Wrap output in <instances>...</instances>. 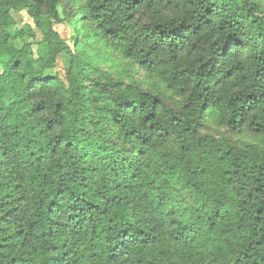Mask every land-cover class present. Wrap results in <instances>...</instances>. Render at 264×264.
<instances>
[{
	"label": "trees",
	"instance_id": "1",
	"mask_svg": "<svg viewBox=\"0 0 264 264\" xmlns=\"http://www.w3.org/2000/svg\"><path fill=\"white\" fill-rule=\"evenodd\" d=\"M209 120L264 137L255 0H0V264H264V142Z\"/></svg>",
	"mask_w": 264,
	"mask_h": 264
},
{
	"label": "rangeland",
	"instance_id": "2",
	"mask_svg": "<svg viewBox=\"0 0 264 264\" xmlns=\"http://www.w3.org/2000/svg\"><path fill=\"white\" fill-rule=\"evenodd\" d=\"M255 1L264 7V0H255ZM59 15H60L61 22L54 23L51 20L52 29L54 32L58 34L61 40L64 41L67 46L70 47L71 46L70 38L72 37L73 31L71 27L69 26L66 20V16L65 14H63V11L61 9H59ZM14 18H15V26L12 28V32H14L17 29H21L25 25H31L32 27H34L32 20L29 19V17L27 16L25 12H22L20 14H15ZM41 38H42V35L38 32L36 40L39 41L41 40ZM30 42H33V40L30 39L28 36H25L23 40H17L16 47L21 48L23 44L30 43ZM32 49L34 51V54L36 55L38 52V47L36 46V43L33 44ZM44 49H45V46L43 45L40 48V50L44 51ZM114 59L116 61V65L124 66L125 63L121 59H117V58H114ZM93 61L95 65L99 67L102 71L110 72L112 76H115V71H114L115 64H112L105 60L101 61L100 58L95 59ZM69 63H70L69 55L62 54L60 56L56 69L48 72L47 74L54 75L56 72H58L60 75H63L65 71L68 69ZM128 70L130 71V77L134 78L135 80L142 81V82L151 81L150 78H148L144 73L140 72L136 68H132L131 66H128ZM120 78L126 81L124 77L123 78L120 77ZM201 133L212 134L219 139H227V140L234 142L237 145H239V143L242 141L243 142H257V143L264 142V137H257L252 134H234L226 126L218 125L211 120L207 121L205 126L201 129Z\"/></svg>",
	"mask_w": 264,
	"mask_h": 264
}]
</instances>
